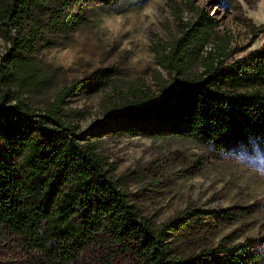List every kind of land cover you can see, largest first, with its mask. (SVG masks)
I'll return each mask as SVG.
<instances>
[{"label": "trees", "instance_id": "1", "mask_svg": "<svg viewBox=\"0 0 264 264\" xmlns=\"http://www.w3.org/2000/svg\"><path fill=\"white\" fill-rule=\"evenodd\" d=\"M94 0H0V235L6 255L26 264H76L92 248L125 253L135 264H263L252 242L205 239L236 219L233 208H186L155 226L128 200L102 153L106 137L190 140L227 151L264 142V45L228 63L235 51L207 49L218 23L188 3L193 17L170 42L153 44L158 94L135 86L130 99L103 110L82 130L83 110L64 107L68 91L95 94L112 86L105 68L63 88L38 110L14 86L29 82L34 52L49 48L48 34L81 28ZM110 5L114 0H101ZM262 28L252 27L257 34ZM200 60V72L188 75ZM26 78V79H25ZM203 235V238H202Z\"/></svg>", "mask_w": 264, "mask_h": 264}, {"label": "rangeland", "instance_id": "2", "mask_svg": "<svg viewBox=\"0 0 264 264\" xmlns=\"http://www.w3.org/2000/svg\"><path fill=\"white\" fill-rule=\"evenodd\" d=\"M188 3L217 21L207 49L215 45L233 49L228 63L264 45V31L251 32L252 27L264 26V0H114L110 5L94 0L81 28L46 35L51 46L37 49L36 64L25 72L33 78H25L29 82L13 90L42 110L63 88L75 87L97 70L112 68V86L95 94L82 89L65 94V108L85 112L80 127L86 130L103 119L105 108L130 99L133 87L143 85L158 94L156 72L163 79L168 74L158 66L152 46L170 42L178 25L193 17ZM5 46L0 36V50ZM199 72L198 59L191 63L188 75ZM102 153L115 166L114 178L130 203L155 226L189 207L233 208L236 219L205 240L212 246L250 241L264 258V142L249 140L218 151L190 140L123 135L104 138ZM3 241L12 245L0 235V264H26L6 255ZM113 250L92 248L76 264H135L132 256L119 252L114 256Z\"/></svg>", "mask_w": 264, "mask_h": 264}]
</instances>
